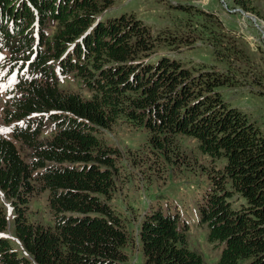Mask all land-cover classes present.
Returning <instances> with one entry per match:
<instances>
[{
    "label": "trees",
    "instance_id": "trees-1",
    "mask_svg": "<svg viewBox=\"0 0 264 264\" xmlns=\"http://www.w3.org/2000/svg\"><path fill=\"white\" fill-rule=\"evenodd\" d=\"M235 2L248 9L249 0ZM110 3L0 0V80L11 91L2 120L11 139L0 134V192L23 249L3 236L9 219L0 205V264H128L124 248L134 239L110 204L120 152L101 136L115 124L142 131L148 154L162 163L206 178L198 223L220 249L217 264H264V136L221 98L217 87L227 76L156 55L163 38L131 14L104 19ZM65 76L88 96L60 89ZM183 139L209 163L186 155ZM16 144L30 152L29 161ZM32 178L47 191L51 225L27 217ZM138 239L143 264H206L175 214H145Z\"/></svg>",
    "mask_w": 264,
    "mask_h": 264
},
{
    "label": "rangeland",
    "instance_id": "rangeland-1",
    "mask_svg": "<svg viewBox=\"0 0 264 264\" xmlns=\"http://www.w3.org/2000/svg\"><path fill=\"white\" fill-rule=\"evenodd\" d=\"M123 14L133 15L151 34L163 38L166 46H161L156 55H165L189 69H213L227 76L229 83L217 87L221 98L229 107L242 112L264 136V0H249L247 10L235 0H111L102 17ZM58 85L64 91L88 96L73 76L60 77ZM10 96V88L0 80V133L11 139L2 121L4 105ZM49 132L46 126L41 138L48 137ZM101 136L120 152V174L110 204L134 239L132 245L124 248L128 264H143L139 223L145 214L155 210L177 215L180 223L188 226L189 247L206 264H217L220 249L207 241V230L198 223V202L207 187L206 178L192 167L162 163V159L148 154L144 133L126 124H115ZM16 145L29 161L30 152ZM194 145L183 139L182 151L190 158L196 157L199 163L208 164L209 159L201 157ZM31 181L34 191L25 209L27 217L33 223L51 225L47 191L41 190L35 178ZM0 205L9 219L10 232L3 236L21 253L20 243L11 234L13 208L2 192Z\"/></svg>",
    "mask_w": 264,
    "mask_h": 264
}]
</instances>
